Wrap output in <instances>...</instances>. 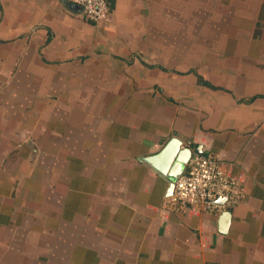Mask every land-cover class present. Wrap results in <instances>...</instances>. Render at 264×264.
I'll return each instance as SVG.
<instances>
[{
    "label": "crops",
    "instance_id": "0c3cea01",
    "mask_svg": "<svg viewBox=\"0 0 264 264\" xmlns=\"http://www.w3.org/2000/svg\"><path fill=\"white\" fill-rule=\"evenodd\" d=\"M0 0V264H264V0ZM171 136L243 190L164 205Z\"/></svg>",
    "mask_w": 264,
    "mask_h": 264
},
{
    "label": "built area",
    "instance_id": "2783aa9c",
    "mask_svg": "<svg viewBox=\"0 0 264 264\" xmlns=\"http://www.w3.org/2000/svg\"><path fill=\"white\" fill-rule=\"evenodd\" d=\"M67 1L77 4L83 18L91 21L101 20L109 10L108 0ZM242 196L240 182L223 170L216 155L193 152L174 179L164 205L175 210L189 208L218 215L235 206Z\"/></svg>",
    "mask_w": 264,
    "mask_h": 264
},
{
    "label": "water",
    "instance_id": "95a60500",
    "mask_svg": "<svg viewBox=\"0 0 264 264\" xmlns=\"http://www.w3.org/2000/svg\"><path fill=\"white\" fill-rule=\"evenodd\" d=\"M72 8H78L77 4L68 2ZM202 153L201 147L191 148L184 145L176 136H171L164 146L156 153L144 156L142 160L150 165L154 170L168 179L167 193L171 194L173 181L184 169L190 155ZM221 201V199H218ZM230 220V211L225 210L218 215L219 232H225Z\"/></svg>",
    "mask_w": 264,
    "mask_h": 264
}]
</instances>
